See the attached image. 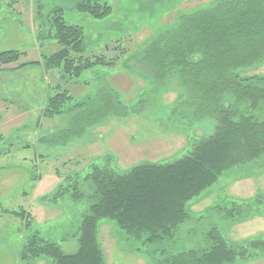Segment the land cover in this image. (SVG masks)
Returning <instances> with one entry per match:
<instances>
[{
	"label": "rangeland",
	"instance_id": "obj_1",
	"mask_svg": "<svg viewBox=\"0 0 264 264\" xmlns=\"http://www.w3.org/2000/svg\"><path fill=\"white\" fill-rule=\"evenodd\" d=\"M80 1H0V52L25 53L0 67V264H54L47 256L22 258L33 233L58 243L64 253L77 250L75 233L93 202V187L84 180L91 165L108 163L122 173L143 162L171 163L214 132L213 117L193 118L181 106L185 93L176 71L169 69L158 82L139 53L180 14L223 0H95L112 6L104 19L76 11ZM54 6L63 8L67 24L83 27L88 52H114V38H122L130 52L114 66H96L75 79L30 66L12 69L55 51L47 20ZM239 74L264 77V62ZM62 90L72 102L59 114L45 115L47 96ZM105 95L112 97L108 109L118 101L127 110H111L114 114L97 121ZM232 102L230 95L223 99L225 107ZM76 190L82 194L75 201ZM21 211L30 213L28 225L13 213ZM186 211L189 217L174 235L156 245L133 241L114 222L100 221L103 264H160L180 252L204 250L212 229L230 247L247 248L234 264H264V156L225 171L188 201Z\"/></svg>",
	"mask_w": 264,
	"mask_h": 264
},
{
	"label": "trees",
	"instance_id": "obj_2",
	"mask_svg": "<svg viewBox=\"0 0 264 264\" xmlns=\"http://www.w3.org/2000/svg\"><path fill=\"white\" fill-rule=\"evenodd\" d=\"M75 9L92 19H104L112 6L106 1L81 0ZM47 20L55 51L12 69L30 66L75 79L96 66H114L130 52L121 46L122 38L112 40L114 52L110 48V53L108 49L101 54L88 52L83 27L67 24L60 6L48 11ZM43 38H49L48 34ZM24 54L17 49L1 51L0 67L17 63ZM139 59L158 82L174 69L185 93L181 106L189 109L193 118L213 117L214 132L194 141L186 154L171 163L143 162L122 173L108 163L91 165L84 180L93 187V202L77 227V250L64 253L58 243L33 233L22 250L23 259L47 256L54 264H103L97 236L102 220L114 222L133 241L161 244L188 219L189 200L212 186L225 171L264 156V118L260 116L264 111V77L239 74L264 62V0H223L188 10L172 27L155 36L140 51ZM226 95L233 99L229 107L223 105ZM111 98L105 95L100 101L97 121L114 114L111 110H127L118 101L108 109ZM46 99L47 116L59 114L72 102L64 90ZM81 194L76 190L71 197L76 201ZM13 213L28 225L29 212ZM208 238L211 243L207 249L180 252L159 263L234 264L247 255L246 247H230L216 229Z\"/></svg>",
	"mask_w": 264,
	"mask_h": 264
}]
</instances>
